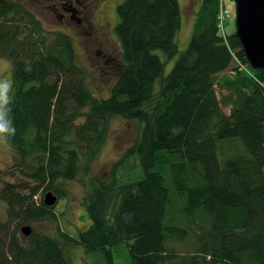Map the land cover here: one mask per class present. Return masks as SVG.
Instances as JSON below:
<instances>
[{
    "label": "trees",
    "instance_id": "16d2710c",
    "mask_svg": "<svg viewBox=\"0 0 264 264\" xmlns=\"http://www.w3.org/2000/svg\"><path fill=\"white\" fill-rule=\"evenodd\" d=\"M218 9V0L201 1L191 39L164 76L178 53V1L123 0L112 24L122 68L100 99L70 37L45 31L22 2L0 0V59L11 66L16 129L6 145L12 166L36 183L4 182L0 170V264H72L76 246L112 264L110 248L121 243L130 264H264V70L248 65L234 29L222 37ZM116 117L140 130L105 179L82 181L90 225L77 236L31 230L24 242L19 226L56 219L44 194L66 197L62 184L88 173ZM234 143L240 151L228 153Z\"/></svg>",
    "mask_w": 264,
    "mask_h": 264
},
{
    "label": "rangeland",
    "instance_id": "374dc122",
    "mask_svg": "<svg viewBox=\"0 0 264 264\" xmlns=\"http://www.w3.org/2000/svg\"><path fill=\"white\" fill-rule=\"evenodd\" d=\"M22 2L27 8L39 17L45 31L59 32L61 34L70 37L73 42L74 51L77 58V66L80 67L85 73V84L91 93L100 99H105L109 96L111 86L114 85L119 69L122 68L121 49L119 41L116 35H110V42L114 44L116 48V57L111 58L110 54L104 53L102 47H98L97 50H102L101 55H95V49L87 50L82 46L84 41L87 40V36H81L79 38L78 31L70 19L71 14L67 11L69 2L62 0H16ZM123 0H108L107 3V18L104 23L117 22L111 13L114 8L119 5ZM180 8V28L176 34L175 43L177 45L178 53L170 61L166 62L164 67V76L167 75L172 69L179 54L187 47L191 36L193 34V24L196 17V13L202 0H177ZM226 8L229 11L228 25L224 28L227 32L234 29L235 25V5L233 0H225ZM55 6V7H54ZM74 7H77L74 5ZM111 14V17H110ZM91 34L92 32L89 31ZM90 39L93 38L91 34ZM82 44V45H81ZM160 54V53H159ZM160 58L164 61L163 55L160 54ZM114 59V60H113ZM116 64V69L114 68ZM0 80H11V66L10 62L5 59H0ZM157 84V83H156ZM216 93L218 97L221 96L220 90L216 87ZM225 114L229 113L228 107L222 108ZM83 120L79 119L77 123H82ZM140 126L137 122L131 120H124L116 117L111 119L109 128L107 131L106 141L102 146L97 157L89 165L88 173L80 172L78 177L72 181L64 182L62 185L66 192V197L57 201L53 208V212L56 219L53 221H43L37 223L21 224V227L28 226L31 230L37 232H43L48 235H56V229L59 227L62 231H65L70 236H77V233L81 229H86L90 222L87 219V213L83 205V199L86 197L88 190L82 185V181L90 180L92 177H98L105 179L112 169V166L117 164L125 152L138 137ZM235 147V148H234ZM240 151L235 143L228 153H236ZM131 161V160H129ZM128 161V162H129ZM13 153L3 142H0V170L2 171V181L17 184L22 181H27L29 185L36 186V183L31 180H26L20 169L14 168ZM135 162H131L134 165ZM128 165V164H127ZM133 173L130 172V179L133 178ZM122 180L127 179L126 176L121 177ZM2 184L0 183V189ZM43 188L39 189L35 195V200L38 201L41 198ZM29 190L24 194H28ZM180 203V200H175V205ZM177 208H168L167 217H174ZM6 205L0 200V221H6ZM18 233L22 240L25 242L27 237H24L20 231ZM170 242H166V246L169 248ZM180 254H185L190 251L178 242H172L170 245ZM112 253V264H130L128 248L126 243L110 248ZM72 264H107L106 260L99 252H86L83 247L76 246L71 250Z\"/></svg>",
    "mask_w": 264,
    "mask_h": 264
},
{
    "label": "water",
    "instance_id": "95a60500",
    "mask_svg": "<svg viewBox=\"0 0 264 264\" xmlns=\"http://www.w3.org/2000/svg\"><path fill=\"white\" fill-rule=\"evenodd\" d=\"M235 4V35L247 63L253 70H264V0H233ZM52 192L43 196V204L52 207L57 203ZM24 237L31 234L28 226L21 227Z\"/></svg>",
    "mask_w": 264,
    "mask_h": 264
},
{
    "label": "flooded vegetation",
    "instance_id": "af4514ba",
    "mask_svg": "<svg viewBox=\"0 0 264 264\" xmlns=\"http://www.w3.org/2000/svg\"><path fill=\"white\" fill-rule=\"evenodd\" d=\"M64 2L71 1L68 6V12L71 14L70 20L75 23V27L78 31V37L87 36V40L84 41L83 47L90 53L89 50L95 49V55L102 57V50H97L98 47H102L103 52L110 54L111 58L116 57V49L114 44L110 42V35L112 34L113 22L104 23L107 18V1L108 0H62ZM74 5L78 6L74 7ZM55 7V6H54ZM115 11V8H114ZM114 11L111 13L114 16ZM110 14V17H111ZM91 31L93 38L90 39ZM114 60V59H113Z\"/></svg>",
    "mask_w": 264,
    "mask_h": 264
},
{
    "label": "clouds",
    "instance_id": "9594fccd",
    "mask_svg": "<svg viewBox=\"0 0 264 264\" xmlns=\"http://www.w3.org/2000/svg\"><path fill=\"white\" fill-rule=\"evenodd\" d=\"M13 85L11 80H0V142L8 144L11 137L15 134L9 107L11 103V93Z\"/></svg>",
    "mask_w": 264,
    "mask_h": 264
},
{
    "label": "built area",
    "instance_id": "2783aa9c",
    "mask_svg": "<svg viewBox=\"0 0 264 264\" xmlns=\"http://www.w3.org/2000/svg\"><path fill=\"white\" fill-rule=\"evenodd\" d=\"M218 1H219V11L217 14V28L221 32V34L224 36V27L227 22V17H228L229 12H228V9L226 8L225 0H218ZM234 61H235L236 68L240 72H246L247 74H249L248 70L246 69V66L240 60H237L234 58Z\"/></svg>",
    "mask_w": 264,
    "mask_h": 264
}]
</instances>
